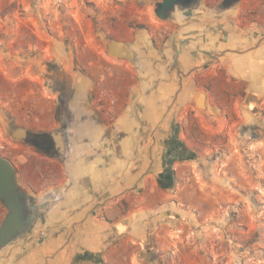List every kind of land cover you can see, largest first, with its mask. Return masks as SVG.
Segmentation results:
<instances>
[{"label":"crops","instance_id":"0c3cea01","mask_svg":"<svg viewBox=\"0 0 264 264\" xmlns=\"http://www.w3.org/2000/svg\"><path fill=\"white\" fill-rule=\"evenodd\" d=\"M196 19L158 48L146 28H120L113 45L121 55L108 52V40L104 54L86 56L79 72L64 68L75 75L69 109L62 111L40 77L0 93V153L14 164L38 217L21 244L0 249V264H71L80 254L107 264H152L141 258L148 249L161 258L171 241L161 219L172 206L162 201L168 188L158 181L164 146L182 140L193 149L184 112L200 110V92L211 108L241 83L264 98L263 29L236 35L224 19ZM132 51L135 57L124 56ZM110 97L113 117L103 107ZM29 132H46L53 154L30 143ZM6 211L0 201V224Z\"/></svg>","mask_w":264,"mask_h":264},{"label":"rangeland","instance_id":"374dc122","mask_svg":"<svg viewBox=\"0 0 264 264\" xmlns=\"http://www.w3.org/2000/svg\"><path fill=\"white\" fill-rule=\"evenodd\" d=\"M155 1L0 0V93L32 76L52 87V64L79 72L86 56L104 54L120 28H146L158 48L182 23L203 14L161 19ZM221 2L207 0L203 21L224 19L236 35L249 27L264 32V0H240L218 12ZM232 90L211 108L183 114L195 156L173 164L175 182L162 200L172 207L161 219L171 241L158 264H264V98L242 83Z\"/></svg>","mask_w":264,"mask_h":264},{"label":"water","instance_id":"95a60500","mask_svg":"<svg viewBox=\"0 0 264 264\" xmlns=\"http://www.w3.org/2000/svg\"><path fill=\"white\" fill-rule=\"evenodd\" d=\"M202 0H157L153 2L155 14L165 20H174L176 18L177 9L192 7V11L196 12L194 7ZM240 0H223L217 11H225L239 4ZM118 42L116 39L109 38L107 43L108 52L113 56H119L114 51L113 43ZM136 52L124 54L125 57H135ZM206 94L200 92L197 96V107L199 109L207 108ZM195 151L189 148L184 141L177 140L171 143L164 150L162 159V172L159 178V185L162 188H170L174 184V168L173 164L178 160H186L193 158ZM0 201L6 206L5 217L0 224V249L7 248L12 242L19 238L23 233L29 232L33 227V216L28 214L26 208L27 193L19 186L17 180V170L10 159L0 153ZM141 258L144 261L158 264L159 258L154 253V249H148L141 252ZM71 264H107L102 259H94L89 255H77Z\"/></svg>","mask_w":264,"mask_h":264},{"label":"flooded vegetation","instance_id":"af4514ba","mask_svg":"<svg viewBox=\"0 0 264 264\" xmlns=\"http://www.w3.org/2000/svg\"><path fill=\"white\" fill-rule=\"evenodd\" d=\"M220 4H218L217 6H219ZM192 7H187V8H184V9H179L178 8L177 9V13H179L183 17H188V16H191V15H193L195 13L196 14L204 13V11L207 9L206 8L207 7V0H202L199 3V5L197 3L194 6V7H197V11L196 12L192 11ZM216 7H215V9H216ZM218 12H223V11H218ZM176 17H177V14H176ZM136 60H138V59H136ZM59 66H60V68H59ZM58 68H59V75L56 77V79L55 78L53 79L52 76H51L52 80H50V82H51L52 88L58 94L59 105H60V107H61V109L63 111V110H65V108L69 109V102L71 100V93L74 90V86H75V81H74L75 75L73 74L72 76L71 75L68 76L67 72L64 69V64L58 63V62L52 64V72H50V75H52L54 70H57ZM17 132L18 131H16V133ZM47 138H48V134L46 132H41V133H31V132H29V135L26 137V139L30 143H32L38 150H40V151H42L44 153L53 154V151H51L49 149V144L46 143V141H48ZM179 161L182 162V160H179ZM19 186L23 188V186L21 184H19ZM32 200L33 199L31 198V196L27 193L26 208H27L28 214L30 216H33L31 219L33 220V223H34L31 231H33L34 228H36L37 222H38L37 221V218H38L37 217V211H35V207H36L35 205L36 204ZM31 231L23 233L20 237H22V236H24L26 234H30Z\"/></svg>","mask_w":264,"mask_h":264},{"label":"built area","instance_id":"2783aa9c","mask_svg":"<svg viewBox=\"0 0 264 264\" xmlns=\"http://www.w3.org/2000/svg\"><path fill=\"white\" fill-rule=\"evenodd\" d=\"M115 104H116V100L113 97L109 98V103L108 105L104 104L103 107L106 110V112L111 116H115L116 112H115ZM5 144L3 142H0V149H3L5 146Z\"/></svg>","mask_w":264,"mask_h":264}]
</instances>
